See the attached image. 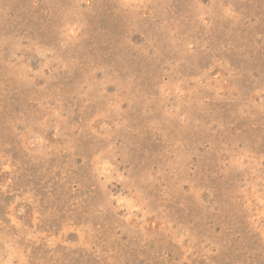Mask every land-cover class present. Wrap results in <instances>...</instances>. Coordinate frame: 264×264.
Masks as SVG:
<instances>
[{"label": "rangeland", "instance_id": "rangeland-1", "mask_svg": "<svg viewBox=\"0 0 264 264\" xmlns=\"http://www.w3.org/2000/svg\"><path fill=\"white\" fill-rule=\"evenodd\" d=\"M0 264H264V0H0Z\"/></svg>", "mask_w": 264, "mask_h": 264}]
</instances>
